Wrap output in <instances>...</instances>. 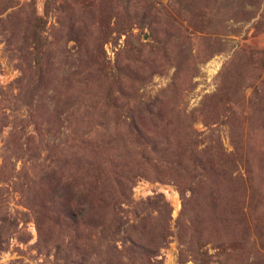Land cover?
Segmentation results:
<instances>
[{"label": "rangeland", "instance_id": "374dc122", "mask_svg": "<svg viewBox=\"0 0 264 264\" xmlns=\"http://www.w3.org/2000/svg\"><path fill=\"white\" fill-rule=\"evenodd\" d=\"M0 264H264V0H0Z\"/></svg>", "mask_w": 264, "mask_h": 264}, {"label": "trees", "instance_id": "16d2710c", "mask_svg": "<svg viewBox=\"0 0 264 264\" xmlns=\"http://www.w3.org/2000/svg\"><path fill=\"white\" fill-rule=\"evenodd\" d=\"M40 80V79H39ZM63 164H57V170L53 174H59L63 169ZM75 173H70L66 177L65 188L63 189V204L69 205L73 201L77 204H94L106 206L109 197V181L103 176L101 171L82 168L77 163ZM105 178V179H103ZM119 184V183H118ZM67 194V196H66ZM73 195V197H72ZM72 197L71 199H68Z\"/></svg>", "mask_w": 264, "mask_h": 264}]
</instances>
